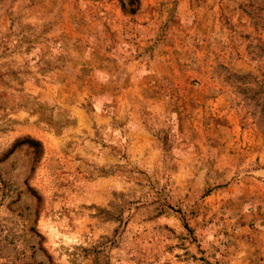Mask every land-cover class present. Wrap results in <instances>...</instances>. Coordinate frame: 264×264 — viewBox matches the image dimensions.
<instances>
[{
	"label": "rangeland",
	"instance_id": "374dc122",
	"mask_svg": "<svg viewBox=\"0 0 264 264\" xmlns=\"http://www.w3.org/2000/svg\"><path fill=\"white\" fill-rule=\"evenodd\" d=\"M0 264H264V0H0Z\"/></svg>",
	"mask_w": 264,
	"mask_h": 264
}]
</instances>
